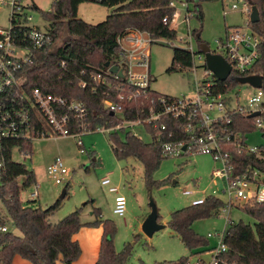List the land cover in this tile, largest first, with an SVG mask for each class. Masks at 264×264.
<instances>
[{"label": "trees", "instance_id": "16d2710c", "mask_svg": "<svg viewBox=\"0 0 264 264\" xmlns=\"http://www.w3.org/2000/svg\"><path fill=\"white\" fill-rule=\"evenodd\" d=\"M34 2V0H31ZM193 0H188L192 2ZM210 1V0H201ZM257 7L261 21L251 24V27L264 36V0H247ZM85 2L97 3L113 9L104 22L97 25L86 23L78 18V8ZM31 10L40 9L33 4ZM176 12L172 0H53L52 9L42 15L48 26L44 29L50 39L49 46L33 55V64L24 66L20 78L23 88L30 92L39 88L47 94H54L68 100H77L84 103L88 115L86 121L92 129L97 127L113 128L118 126L122 118L105 108V101L111 100L121 110L126 120L146 119L151 101L164 95L154 90L148 96L141 95L136 100L119 101L120 88L125 80L116 79L109 73L106 63L119 66V46L117 39L128 30H139L149 33L154 40L174 41L177 39V30L165 25L172 21ZM194 16L202 22L203 13L201 4L195 5L192 11ZM14 29H32L27 20L19 19L12 22ZM192 34L198 42L201 41V30ZM193 68V58L184 48L173 49L172 65L168 72L185 73ZM250 74L261 75L264 79V46L257 65ZM85 84V87L82 85ZM234 81L220 83L223 91L238 87ZM264 89V87H263ZM124 94V92L122 91ZM128 94V91H126ZM264 119V115H263ZM231 123L221 126L223 137H229L225 151L230 154L231 163L235 168V175L252 174L255 171L264 173V146L258 147V154L239 153L238 146H247V135L253 131H261L264 137V128L258 129L254 119L241 113H228ZM77 121V119H76ZM183 121L169 119L164 139L159 138L160 130L153 126L147 127L151 142H145L131 132L126 133L123 141L119 132L110 133V142L115 157L118 160L133 158L142 164L147 188L152 190L166 185V181L154 180L164 158L162 145L166 141L176 142L187 139L181 128ZM225 131V133H223ZM169 134L173 138H169ZM1 154L4 156L5 167L0 173V199L10 217V224L19 234L12 232L0 237V264H12L19 256L31 264H74L81 255L82 249L74 236L84 227H103V237L99 258L96 264H126L131 257L133 246L128 243L121 252L114 246V237L117 228L112 221L100 220L101 210L96 209V221L84 224L81 221V209L69 214L63 220L53 223L55 213L63 205L68 196L69 185L66 187L64 198H59L50 207L25 206L21 200L22 189L36 185L37 178L33 171L24 164L13 161L15 147H20L24 156L33 154V143L21 141H4ZM24 178L21 187L18 183ZM37 203V201H30ZM226 203L216 197L205 198L203 204L191 205L171 214L169 228L181 242L190 250L197 247H208L209 241L199 236L193 229L194 223L200 220L216 217ZM253 221L254 226L244 221L228 222L225 229L224 242L230 248V259L238 264H264V203L248 204L241 208ZM5 218L0 213V221ZM160 219V217H159ZM160 223V222H159ZM186 259V258H185ZM184 262V261H183ZM182 262V264H183Z\"/></svg>", "mask_w": 264, "mask_h": 264}, {"label": "built area", "instance_id": "2783aa9c", "mask_svg": "<svg viewBox=\"0 0 264 264\" xmlns=\"http://www.w3.org/2000/svg\"><path fill=\"white\" fill-rule=\"evenodd\" d=\"M30 1L12 0L10 2L11 26L7 30L0 29V173L5 167L4 156L1 154L4 141L33 143L37 139L50 138L51 136L75 137L79 139L78 145L82 148L81 137L86 134L112 133L122 130L131 132L136 127H144L147 132L148 126L160 130L159 138L164 139L167 121L169 119L181 120L183 121L181 128L186 133L187 139L164 142L162 145L163 154L167 158L205 155L221 165V169L213 172V177L224 182L223 195L227 201L225 202L226 206L216 217H219L222 212L229 215L234 208L238 209L236 204L242 205L243 208L248 204L264 203V173L255 171L249 175H235L230 154L225 151V146L230 143V138L223 137L221 131L222 125L231 123L228 120V113L235 112L248 117L260 113L253 119L258 129L264 128V79L262 88H255L247 84L255 92L248 96L245 102H241L244 101L242 90L238 87L229 91L221 90L219 84L226 81L218 80L208 68L205 55L202 52L199 53L198 47L194 48L189 41L186 42L187 46L184 48L191 53L193 58V68L185 72L191 74L193 78L189 95L180 97L162 95L151 101L148 117L137 120H126L118 105L107 100L105 108L111 113L119 115L122 118L121 123L113 128L97 127L92 129L86 121L88 111L83 102L47 94L39 88L30 92L23 88L20 74L24 66L33 64L34 53L45 50L50 44L47 32L31 24L33 17L28 13L33 4L31 5ZM90 1L99 2L102 0ZM230 1L233 11L239 9V4L242 5V13L247 17L246 25L227 28L223 38L216 41L217 49L211 50V52L226 59L231 66V74L227 81H234L236 78L257 75L250 74V72L260 59L264 36L251 27L252 6L250 3L247 0ZM4 3L6 0H0V5ZM184 6L187 8L188 14L184 17L183 23H188L194 14L187 4ZM227 14L225 11L224 16L226 17ZM20 18L27 20V24L22 26H29L32 29H14L15 24L13 25L12 22H17ZM180 19L181 15L176 11L169 24L166 19L163 23L177 30ZM188 36L191 40L192 33ZM164 41L167 40H154L149 33L139 30H128L126 34L118 37L120 63L117 67L122 70L124 77L120 78L118 75L109 73L116 79L125 80L120 88L117 87L120 92L119 101L136 100L141 95L148 96L149 92L153 90L151 87L153 78L150 48L153 44ZM198 71L202 74H198ZM82 86L85 87V84ZM134 135L140 138L138 135ZM169 138H173V135L169 134ZM15 149L20 153V147H15ZM238 152L258 154L259 149L258 147L250 148L248 145H239ZM68 173L64 161L60 157L56 158L47 168L48 176L57 185L63 184ZM102 184L109 185L110 180L105 178L102 180ZM34 187L30 195L31 201H37L40 196L39 184L37 183ZM110 191L119 192L117 188H111ZM194 193L193 190L184 192L187 196H192ZM204 201L205 198L196 199L192 205H200ZM115 204L114 213L121 217L125 216L126 198L124 196L117 197ZM228 222L230 220L227 219V224ZM9 224L10 222L6 218L1 219L0 237L11 232ZM225 229L226 227L223 231L209 233L206 238L209 241L208 249L186 258L183 264H238L237 261L229 257L230 248L224 242ZM212 241L217 244L212 245ZM205 255H208L209 258H205Z\"/></svg>", "mask_w": 264, "mask_h": 264}, {"label": "rangeland", "instance_id": "374dc122", "mask_svg": "<svg viewBox=\"0 0 264 264\" xmlns=\"http://www.w3.org/2000/svg\"><path fill=\"white\" fill-rule=\"evenodd\" d=\"M0 5V29L7 30L11 26V2ZM178 14L181 15L177 28V39L153 44L151 53V87L154 91L173 97L189 95L191 93V74L177 71L168 72L172 65L173 49L185 48L186 42L191 41L194 48L198 47L196 37L189 34L195 30H201V41L206 43L212 51L217 49L216 41L223 38L227 28L245 26L247 17L242 13V5L237 11L231 10L230 0H172ZM189 3V4H188ZM40 10H31L29 15L33 17L31 24L45 29L47 21L42 15L52 9L53 0H34ZM187 4L191 11L195 5L201 4L203 21L200 22L194 15L183 23L188 14ZM113 9L101 6L93 2H85L78 8V18L86 23L97 25L104 22ZM227 16H224V12ZM175 25V24H174ZM176 26V25H175ZM181 39H183L181 41ZM173 43L174 45H171ZM198 74H202L198 71ZM243 92L245 102L247 97L255 92L251 86L239 84ZM127 132H130L128 130ZM132 134L138 135L143 141L151 142V136L144 127H136ZM121 140L126 139V133L119 131ZM247 144L250 148L264 146V137L261 131H253L247 135ZM83 147L78 145V138L56 137L37 139L33 142V154L23 156L17 149L13 152V161L24 164L36 175L40 186V196L37 203H30L34 186L22 189L21 200L25 206L42 207L46 209L59 198H64L67 185L68 196L64 198L63 205L52 217V222L63 220L69 214L81 209L82 222H89L96 217L94 211L101 210V218L104 221H112L117 233L114 237V246L119 253L124 246L131 243L132 254L126 264H182L185 258L192 257L198 252H205L208 247H197L190 250L176 234L169 228L171 214L177 210L189 207L196 199H204L216 196L227 201L223 195L224 182L213 177V172L221 169V165L213 161L209 156L196 155L192 157L164 158L159 170L154 175L158 182L166 181V185L149 190L144 177V168L141 163L133 158L118 160L113 152L110 142V133L94 132L81 137ZM83 149V152H82ZM62 158L68 174L61 185L48 176L47 168L56 158ZM108 178L109 185H103L102 180ZM22 187L24 178L18 179ZM111 188H117L118 193L111 192ZM194 191V195L187 196L185 191ZM124 196L127 201L125 216L114 213L115 200ZM153 199L159 212V222L165 228L148 238L142 231V225L151 213L150 200ZM228 215L224 212L219 217H211L194 223L195 232L207 238L209 233L223 231L227 219L233 222L244 221L254 226V221L241 211L242 205L236 204ZM0 213L10 222V217L0 199ZM93 213V214H92ZM10 231L19 232L9 224ZM216 245L215 241L211 242ZM209 258L208 255L204 256Z\"/></svg>", "mask_w": 264, "mask_h": 264}, {"label": "water", "instance_id": "95a60500", "mask_svg": "<svg viewBox=\"0 0 264 264\" xmlns=\"http://www.w3.org/2000/svg\"><path fill=\"white\" fill-rule=\"evenodd\" d=\"M252 6L251 13V23L258 24L261 21L260 13L257 7L253 4V2H249ZM200 51L205 55L206 62L208 68L216 75L218 80L221 82H225L229 79L231 74V66L222 56L213 54L211 49L206 43H201L199 45ZM106 68L109 69V72L113 75H118V77L123 78V72L117 66H111L110 63H106ZM235 82L242 85H251L255 88H262L263 86V78L258 75L236 78ZM260 113H255L250 116V118H255L259 116ZM151 213L148 215L147 219L144 221L142 225L143 233L148 237L152 238L155 233L163 230L165 225L159 223V212L157 205L153 201L150 200Z\"/></svg>", "mask_w": 264, "mask_h": 264}, {"label": "crops", "instance_id": "0c3cea01", "mask_svg": "<svg viewBox=\"0 0 264 264\" xmlns=\"http://www.w3.org/2000/svg\"><path fill=\"white\" fill-rule=\"evenodd\" d=\"M100 220L104 221L103 218L101 217H100ZM95 221H96V218L89 222H82V223L87 224V223H93ZM103 233L104 231H103L102 226L84 227L80 230L79 233H77L74 236V240L78 241L82 249V255L80 259L74 264H96L97 263L98 258H99ZM12 264H31V263L19 256H16Z\"/></svg>", "mask_w": 264, "mask_h": 264}]
</instances>
